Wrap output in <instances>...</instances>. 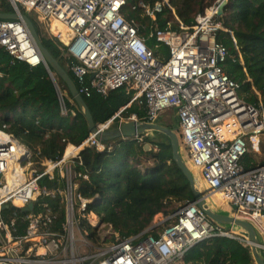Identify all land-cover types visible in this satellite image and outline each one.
<instances>
[{"label": "built area", "instance_id": "1", "mask_svg": "<svg viewBox=\"0 0 264 264\" xmlns=\"http://www.w3.org/2000/svg\"><path fill=\"white\" fill-rule=\"evenodd\" d=\"M8 1L16 10L24 8L47 20L54 37L64 45L68 71L83 97L94 93L107 96L114 89L127 87L133 91L127 106L133 102L143 106L146 120L158 121L164 111L175 116V128L186 142L190 165L200 173L204 185L223 196L227 205L235 206V215L264 232V164L253 168L243 164L250 150L260 149L264 110L240 96V83L224 69L228 49L217 39L223 29L217 9L221 0L198 14L193 25L180 24L178 29L170 24L156 27L166 0L153 4L137 1L136 6L152 20L148 36L155 39L154 48L140 34L137 22L122 12L127 0ZM162 44L167 46V55L155 54ZM0 46L12 62L20 60L31 66L43 62L20 19L0 18ZM56 90L62 113H68L64 93L59 86ZM137 118L134 114L127 120ZM113 120L102 125L109 128ZM88 145L99 151L112 148L92 134L82 143ZM150 145L157 151V145ZM78 154L65 156L64 152L59 161L32 160L26 145L0 129V264H185L189 248L214 236L239 239L251 249L244 234L234 226L212 221L195 200L167 215L164 225L153 224L144 234L117 236L110 244L94 245L89 233L82 230L81 219L92 226L104 224L96 213L88 212L91 199L77 191L75 180L81 174L73 159ZM16 165V173L28 178L13 172ZM57 174L63 186L49 189L39 185L42 177L53 181ZM83 177L89 178L87 174ZM40 195L61 196L66 219L60 229L50 227L58 214L47 203L35 212ZM16 202L25 207L33 202V207L24 211L14 207ZM5 204L14 214L9 222L2 216ZM18 212H26L28 223L23 233H18L16 226ZM148 230H156L158 235ZM260 248L264 253V241ZM86 251L89 253H82Z\"/></svg>", "mask_w": 264, "mask_h": 264}, {"label": "trees", "instance_id": "2", "mask_svg": "<svg viewBox=\"0 0 264 264\" xmlns=\"http://www.w3.org/2000/svg\"><path fill=\"white\" fill-rule=\"evenodd\" d=\"M137 1L139 0H127L122 12L128 20L137 22L140 34L147 37V44L154 48L155 39L148 36L152 20L136 6ZM143 1L153 4L159 0ZM215 1L166 0L162 12L157 16L156 27L166 28L169 24L175 29L180 24L191 26L197 15ZM12 10L8 0H0V11ZM21 11L31 16L44 44L68 70L69 58L63 49V43L52 32L43 31L37 16L28 13L24 8ZM219 19L223 23V29L217 33V39L228 49L224 69L240 83V96L247 103L264 110V0H228L224 6V14ZM167 52V46L162 44L155 54L167 55ZM52 72L64 93L68 113H62L60 109L56 87L44 63L31 66L20 60L12 62V57L0 46V129L17 137L30 149L31 159L39 162L41 159L59 161L64 152L68 156L69 151L79 147L90 136L84 114L77 107L61 78L53 69ZM70 74L73 77L71 72ZM132 96L133 91L129 92L127 87H120L107 96L94 93L84 96V99L97 124H105L119 112L110 125L113 128L121 123V116L129 118L136 114L138 119H147L146 109L137 102L127 106ZM155 135V138L147 134L137 138H117L104 142L112 148L103 151L88 145L73 159L75 169L81 174L75 180L77 191L91 199L87 206L88 212L93 211L100 217L106 230L112 234L113 241L117 236L144 234L157 215H170L180 206L194 200L190 182L172 158L170 141ZM146 143L157 145V151L152 147L146 150ZM252 154L253 151L250 150L243 158L245 168L264 164V159L257 163ZM146 161H150L152 165L142 172L138 163ZM84 174L89 178L85 179ZM39 185L49 189L63 186L59 175L53 181L44 176ZM42 203H47L58 214L50 227L60 229L66 219L61 196L40 195L34 207L36 213L43 209ZM25 215L26 212L15 215L18 233H23L28 223ZM2 216L9 222L14 214L6 208L2 210ZM81 228L98 245L109 241L100 225H89L83 218ZM148 232L158 235L156 230ZM184 262L254 264L255 260L251 249L239 239L214 236L189 248L184 255Z\"/></svg>", "mask_w": 264, "mask_h": 264}, {"label": "water", "instance_id": "3", "mask_svg": "<svg viewBox=\"0 0 264 264\" xmlns=\"http://www.w3.org/2000/svg\"><path fill=\"white\" fill-rule=\"evenodd\" d=\"M227 1L228 0H221L218 4L217 9L219 16H222L224 14V6L227 4ZM0 18L20 19L25 24L30 37L32 38L35 46L39 49V52L43 58L42 63H44L49 70L54 86L58 87V83L52 72V69L64 82L71 94L72 99L74 100L80 111H82V113L84 114L88 123L90 134L96 136L98 140L102 142H111L117 138H137L147 133L158 134L161 137L163 136L168 139L172 147V158H174L179 168L183 171L185 177L190 182L191 189L194 194V200L196 201L197 205L207 214V216L212 221L214 220L217 223L225 226H234L236 227L237 231L244 234L251 242V253L253 254L255 263L264 264V253L260 248V237L258 234V230H256V228L250 221L234 214L233 211L236 210L235 206L233 207L232 212H226L222 207L214 205L215 202L214 199L211 198V190L203 185L204 183L201 181L200 173L190 165V162L188 163L185 158H183L182 151H186V153H188V148L183 136L177 132V129L175 127L168 126L164 120L149 121L141 120L138 118L121 122L117 126H113V128H105V125L97 124L94 120L92 111H90V108L86 103L84 97L79 92L74 78L44 44L43 38H41L39 30L31 16L27 13L13 8L11 12L0 11ZM123 108H121V110ZM117 115L118 113L115 114L112 118H115ZM83 148L84 147L81 144L79 152ZM145 149L150 150L151 145L149 143H146ZM187 155L189 157V153ZM32 207L33 202L25 208L20 209L25 211L32 209ZM6 208H8V205H3L2 209ZM100 223H102V221H100Z\"/></svg>", "mask_w": 264, "mask_h": 264}, {"label": "rangeland", "instance_id": "4", "mask_svg": "<svg viewBox=\"0 0 264 264\" xmlns=\"http://www.w3.org/2000/svg\"><path fill=\"white\" fill-rule=\"evenodd\" d=\"M33 14V13H32ZM33 15H35V14H33ZM36 16V15H35ZM37 19L39 20L40 18L39 17H37ZM40 21H41V28L43 29V31L45 32V33H49V31L51 32V29H50V26L48 25V22H47V20L46 19H40ZM39 24H40V22H39ZM119 113V112H118ZM128 118H126V117H120V119H119V121L120 122H124V121H126ZM160 120H164L165 122H166V124L168 125V126H172V127H175V122H174V120H175V116H173L171 113H169V112H163V113H161V117L159 118ZM147 135L148 136H150V137H152V138H155L156 137V135L155 134H153V133H147ZM261 144H260V149H259V151L258 152H256V151H253V150H251V151H253V156H254V158L255 159H257V163H259V162H261V160H263L264 159V132L262 133V135H261ZM182 155H183V158H185V160L187 161V162H190L189 161V158L187 157V153H186V151L184 152V151H182ZM150 165H152V163L150 162V161H146V162H142V163H138V166L140 167V169L142 170V171H146V168L147 167H150ZM37 166V168H46V165L44 166V165H36ZM204 185V184H203ZM212 194H216L215 196H214V202H215V204L214 205H217V206H220V207H222L223 208V210H225L226 212H231L232 210H233V207L232 206H229V205H227L226 204V201H225V199L223 198V196H220L217 192L216 193H212ZM212 196V195H211ZM213 206V205H212ZM216 207V206H215ZM93 217V216H92ZM91 216L89 217V219L90 218H92ZM165 217L166 216H162V215H157L155 218H154V220L152 221V225L153 224H160V225H164V223H166L164 220H165ZM162 221H164V222H162ZM100 225V224H99ZM263 226V229H264V224L262 225ZM100 228H101V230L102 231H104L103 233H105L107 236H108V238H109V241L106 243V244H110L113 240H112V234L111 233H109L108 232V230H106V228H105V225H103L102 226V224L100 225ZM256 230H258V234H259V237H260V241L261 242H263L264 241V232L262 231H260V229H256ZM80 237V235L78 234V238ZM94 243V245H96V246H99L97 243H95V242H93ZM103 245H105V244H102V246ZM89 251V250H88ZM88 251H86V252H82L83 254H88L89 252ZM254 264H256V263H254Z\"/></svg>", "mask_w": 264, "mask_h": 264}, {"label": "bare ground", "instance_id": "5", "mask_svg": "<svg viewBox=\"0 0 264 264\" xmlns=\"http://www.w3.org/2000/svg\"><path fill=\"white\" fill-rule=\"evenodd\" d=\"M39 21H40V19H39ZM41 22V21H40ZM55 25H57L58 27H59V25L58 24H55ZM55 25H53V29H54V31H56V27H55ZM60 29H61V27H60ZM65 38H67L66 37V33H65V36H64ZM164 112H166V111H164ZM161 117V115L159 116V118ZM188 154V153H187ZM187 157H188V155H187ZM189 158V161H190V163H191V159H190V157H188ZM15 164H17V163H15ZM13 172H15V174L17 175V174H19V176L20 177H23L24 179H26V178H28V175H23L22 173H16V172H19V167H18V165H16L15 166V170L13 171ZM224 198V197H223ZM14 207H20V208H25V205H21L19 202H16V204H14ZM93 221L95 220V217H92L91 218Z\"/></svg>", "mask_w": 264, "mask_h": 264}, {"label": "crops", "instance_id": "6", "mask_svg": "<svg viewBox=\"0 0 264 264\" xmlns=\"http://www.w3.org/2000/svg\"><path fill=\"white\" fill-rule=\"evenodd\" d=\"M79 149H80V146L79 147H77V148H75V149H72L71 151H69V155L70 154H74V153H77L78 151H79ZM213 193V192H212ZM219 194V193H218ZM216 194H212V196H211V198L212 199H214V196H215ZM220 195V194H219ZM221 196V195H220ZM232 212V211H231Z\"/></svg>", "mask_w": 264, "mask_h": 264}]
</instances>
